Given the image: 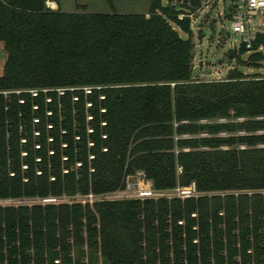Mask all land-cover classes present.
Masks as SVG:
<instances>
[{"label": "trees", "instance_id": "obj_1", "mask_svg": "<svg viewBox=\"0 0 264 264\" xmlns=\"http://www.w3.org/2000/svg\"><path fill=\"white\" fill-rule=\"evenodd\" d=\"M49 1L0 0V198L70 199L0 205V264H264V76L193 79L190 21L168 2L146 14ZM263 44L258 32L232 57L261 67ZM137 172L199 194L75 197Z\"/></svg>", "mask_w": 264, "mask_h": 264}, {"label": "rangeland", "instance_id": "obj_2", "mask_svg": "<svg viewBox=\"0 0 264 264\" xmlns=\"http://www.w3.org/2000/svg\"><path fill=\"white\" fill-rule=\"evenodd\" d=\"M168 0L167 2H170ZM165 3V0H162ZM166 2V3H167ZM60 9L63 11L82 10L86 12H117V13H144L148 11L149 0H58ZM193 12L197 16V21L192 28V78L195 80H221L227 77L233 68L238 67L244 75H261L264 76V60L261 61V67L242 66L236 63L232 54L239 48L240 38L237 34L226 32L229 27L228 7L225 0H215L207 8H202L201 12H196V7L201 8V4L193 2ZM182 6V4H181ZM176 7V6H175ZM54 9L56 8L53 7ZM176 9V8H175ZM147 14V13H146ZM174 25V24H173ZM252 29L264 33V15L255 16L252 19ZM182 37H186L179 31ZM264 52V44L259 47ZM249 52L242 55L243 59H247ZM6 53L3 44L0 41V75L2 74L3 64L5 62ZM225 118L219 121H225ZM238 133L242 134L241 131ZM225 135L226 133H221ZM264 145V144H263ZM139 176H131L129 179L133 182L145 184V181H139ZM177 188V187H176ZM175 188V189H176ZM110 200L124 199L120 189L115 190ZM168 195H172L174 189L166 190ZM102 195V194H100ZM100 195H97V199ZM105 195V193H104ZM70 197L61 195L59 197H23V198H0V205L5 204H32L37 202H64L69 201ZM71 255L73 258L77 256V248L71 242ZM85 248V246H83ZM86 261V259H85ZM97 264H101L98 257Z\"/></svg>", "mask_w": 264, "mask_h": 264}, {"label": "built area", "instance_id": "obj_3", "mask_svg": "<svg viewBox=\"0 0 264 264\" xmlns=\"http://www.w3.org/2000/svg\"><path fill=\"white\" fill-rule=\"evenodd\" d=\"M197 2L201 4L200 7H196V12H201L202 8H207L211 5L215 0H171L170 3L173 7L178 10L177 17L182 19L183 17H188L190 21L191 29L196 27L197 16L194 15L193 12V2ZM222 2L224 0H221ZM226 5L228 7V14H229V27L226 31L229 35L230 33L237 34L240 38L239 45L244 44L245 47L250 48L252 42L254 41L256 34L261 31H254L252 29V19L258 15H264V0H225ZM182 4V6H181ZM46 6L49 8H53L52 2L46 0ZM261 47V46H260ZM8 92L7 90H0V93L6 95ZM15 92H19L16 90ZM258 119H262L263 117H257ZM243 118H239L242 120ZM244 133L243 131H241ZM257 133H264V130H258ZM258 146H264L263 144H259ZM243 148V145H240ZM138 175L139 181H145V184H141L138 182H133L129 178L131 176ZM121 193L124 198H158V197H180L186 198L191 196H197L199 193L196 191L195 186L191 183L185 187H177L174 188V193L172 195H168L166 190H156L152 188L151 182L144 178V174L142 172H137L134 175H128L125 180V187L120 189ZM116 192H109L100 195L97 199V195L93 193H88L83 196H75L82 204L89 203L92 204L96 200L100 199H110L111 195Z\"/></svg>", "mask_w": 264, "mask_h": 264}, {"label": "crops", "instance_id": "obj_4", "mask_svg": "<svg viewBox=\"0 0 264 264\" xmlns=\"http://www.w3.org/2000/svg\"><path fill=\"white\" fill-rule=\"evenodd\" d=\"M168 0H165V3L167 2ZM51 2H53L54 4H55V6H56V8H57V3L56 2H54V1H51ZM144 13H146V12H144ZM193 30V29H192Z\"/></svg>", "mask_w": 264, "mask_h": 264}, {"label": "bare ground", "instance_id": "obj_5", "mask_svg": "<svg viewBox=\"0 0 264 264\" xmlns=\"http://www.w3.org/2000/svg\"><path fill=\"white\" fill-rule=\"evenodd\" d=\"M52 6L55 7V4L52 2Z\"/></svg>", "mask_w": 264, "mask_h": 264}, {"label": "water", "instance_id": "obj_6", "mask_svg": "<svg viewBox=\"0 0 264 264\" xmlns=\"http://www.w3.org/2000/svg\"><path fill=\"white\" fill-rule=\"evenodd\" d=\"M263 54H264V52H263Z\"/></svg>", "mask_w": 264, "mask_h": 264}]
</instances>
